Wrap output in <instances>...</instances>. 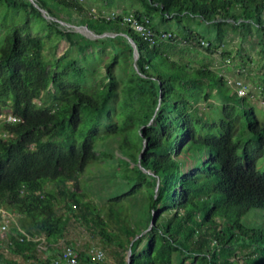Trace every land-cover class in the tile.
Here are the masks:
<instances>
[{
  "label": "trees",
  "instance_id": "obj_1",
  "mask_svg": "<svg viewBox=\"0 0 264 264\" xmlns=\"http://www.w3.org/2000/svg\"><path fill=\"white\" fill-rule=\"evenodd\" d=\"M33 1L56 21L42 17L28 0H0V7L15 16L26 15L0 47V112L20 120L0 121V133L7 135L0 136V210L26 218L43 239L46 256L39 260L25 254L30 252L19 248L21 235L13 227L6 235L11 241L7 252L23 253L24 263L6 259L0 240V264H53L72 220L112 247L118 264H127L123 256L129 248L130 264H156L159 244L169 252L167 264L177 253L202 264H234L236 259H230L239 251L243 264H264L262 237L248 236L242 225L216 221V216L225 217L219 211L231 205L244 212L264 211V172L256 169L264 156V124L247 98L237 97L209 62L229 31L242 40L254 34L264 100V0H131L141 9L108 20L78 0ZM28 10L68 45L50 63L43 55L44 39L26 34ZM60 11L84 16L88 30L108 36L90 39L62 27ZM129 15L148 21L156 35L153 44L123 23ZM188 17L211 25L212 40L183 25ZM173 20L179 33L163 27ZM161 33L170 37L157 38ZM125 35L135 45V64ZM94 47L111 52L96 86L88 82L82 62ZM124 53L131 64L120 77L115 67ZM191 53L201 58L193 59ZM214 99L218 106L210 104ZM62 103L67 115L58 118L55 111ZM201 104L211 111L203 112ZM97 163L114 169L104 183L82 189L79 177ZM86 193L105 208L91 204ZM130 209L138 214L134 223ZM75 252L81 264H105L88 251Z\"/></svg>",
  "mask_w": 264,
  "mask_h": 264
},
{
  "label": "rangeland",
  "instance_id": "obj_2",
  "mask_svg": "<svg viewBox=\"0 0 264 264\" xmlns=\"http://www.w3.org/2000/svg\"><path fill=\"white\" fill-rule=\"evenodd\" d=\"M78 1L86 10L97 16H105L107 14H111L112 12L120 14L122 12L131 11V9H141L138 2H134L131 0ZM27 13H29L28 15L30 17V21L28 23L26 34L33 37L39 36L44 39L43 55L47 59L48 63H50L52 60L60 56L67 49L68 45L64 41H59L53 32L49 33L46 29V23L39 17L33 14L30 10H28ZM58 13L59 14H57V16L61 18V22H63L62 27L70 28L74 26L75 28H72H74L76 33L85 38H89L84 29L80 27L82 26V22L86 20L84 16L81 17L79 15H76L75 13L73 14L65 11H60ZM25 16L26 15L24 13H19L18 16H15L12 10H6L5 7H0V47L3 45L5 37L7 33H9L10 29L25 22ZM151 16L153 18V22L155 24H158V14L154 12L151 14ZM182 24L186 27H189L194 33L200 35L205 40H212L214 36V29L212 28V26L204 23L199 18H184L182 20ZM163 27L169 32L172 31L175 33H179L178 24L174 20L166 22L165 24H163ZM90 39L95 38L91 37ZM257 43V37L254 34L249 36L248 39L242 40L240 36L235 35L229 31L219 51L214 54V56L209 57L210 60H208L209 62H211L212 68L215 71L225 76L228 85L229 81H232L234 78L238 77H241L245 81L246 85L248 86L249 92L246 98L249 104L254 108L257 119L264 124V107H261L258 103V100L262 98L259 95L260 76L262 74V58L259 54V47ZM222 53H229L230 55L228 57H224L222 56ZM191 54L190 57L193 59L201 58L200 56L198 57L195 54H193L192 56ZM110 56L111 52L107 48L99 51L96 49V47H94L89 51L85 59L82 60L88 70L86 76L89 78L88 82L90 83V85H101L102 77L104 75L103 66L108 62ZM205 62H207V60H205ZM130 64L131 59H129L128 53L122 54L119 58L118 65L115 67L116 73L120 77H124L126 75V71H128L129 69ZM36 103H39V101H36ZM210 104H212V106H218L220 102L218 101V99H214L210 102ZM199 107L205 113L211 111L204 104H201V106ZM67 111V105L62 103L55 111L56 116L58 118H63L67 115ZM112 169H114V167L109 166L108 163H97L95 165H92L91 167L86 169V171L79 177L78 186L84 189L85 187L93 188L94 183L100 185L105 182L104 179L106 180V178L108 177L107 173ZM256 169L259 172H264V156L256 161ZM86 197L91 204H97V206L100 205V207H104V205L99 201L98 197H96L94 194L86 193ZM136 201L139 205V208L141 209L143 207L142 197L138 196L136 198ZM130 210V217L132 218V222L134 223L138 219V214L135 209H133L135 211V213L133 212V214L132 209ZM58 212L61 213V210L58 209ZM219 214L225 216H216V221L218 223H221V225H242L247 229L245 234H247L248 236H255L256 238L262 237L264 239V211L252 209L248 212H244L237 206L231 205L227 208L224 207L221 211H219ZM12 219L14 220V222L9 225V228L6 231H3V233L0 234H5L10 237V231L11 229H13V227H15L18 231V235L23 236L29 234L30 236L28 241L21 243V246H19V248L21 247V250L30 252L25 254H29L33 257L38 256L39 260L43 259V255L37 254V248H39L40 242H37L39 236H36V232L32 224L29 221L24 220L26 218L18 219L12 216L8 221L10 222V220ZM4 223L5 219L0 215V227ZM262 238H260L259 240L260 243L262 242ZM30 243L33 244L34 248L30 247ZM69 243L73 245L75 251L77 252L84 250L93 255L94 251L101 250L104 256L103 263L118 264L119 258L113 256L111 251L112 247H106L105 245H103L100 242L99 238L97 236H94L92 232L80 222L72 220L69 223L68 229L64 234L63 239L58 242V246L56 247H58L57 249H59L65 244ZM3 246L4 247H2L1 252L6 259L17 260L20 263H24L25 255H23V253L11 255L7 252V245L3 243ZM159 246L160 247H158L155 252L156 264H167V262L170 261L169 252L165 248L161 247L160 244ZM33 251H36L37 255H33ZM126 255L127 252L124 253L123 256V259L125 261ZM177 256L182 261V264H202L200 260L195 261L188 256L182 259V256L178 253L172 257L171 264H179V259L177 258ZM234 259H236L235 261H237V263L234 261V264H243V257L240 251L239 253H237V257H234L233 259L231 258L230 260Z\"/></svg>",
  "mask_w": 264,
  "mask_h": 264
},
{
  "label": "built area",
  "instance_id": "obj_3",
  "mask_svg": "<svg viewBox=\"0 0 264 264\" xmlns=\"http://www.w3.org/2000/svg\"><path fill=\"white\" fill-rule=\"evenodd\" d=\"M117 15L118 14L112 12L111 14H107L103 17H105V19L108 20V19L117 17ZM122 19H123L122 20L123 23L129 25L130 28H132L135 32L140 34V36H142L145 40H148L149 42L153 44V39L154 37H156V35L147 27V22H148L147 20L143 22H139L136 18H134L131 15L123 16ZM168 37H170V34H167V33H161L159 36H157V38H160V39H165ZM228 86L233 90V92L235 93L237 97L243 98V97L248 96V93H249L248 86L246 85L245 81L241 77L234 78L232 81H229ZM258 103L261 107H264V100L262 98L258 100ZM0 121H5L7 123L20 122L18 118L13 116L10 112H6V111L0 112ZM0 136L6 137L7 135L6 133L5 134L0 133ZM0 215L5 219V223L0 227V230H1L0 233H3V231H6L9 228V225L12 222H14V220L12 219L9 222L8 220L10 219L11 215L6 213L3 210H0ZM28 239H29L28 235H23L18 238V241L19 243H24L25 241H28ZM0 240L4 241V243L7 246L11 245V241L7 239L5 234H0ZM37 242H40V246L39 248H37V254L43 255V258H44L46 256L45 254H43L44 251H46V246L44 244V241L43 239L38 238ZM93 257L95 260L100 261V262L104 260L103 252L101 250L94 251ZM52 263L53 264H81L78 261V257H77L74 247L71 245H67V244H65L64 246L60 248L58 255L52 259Z\"/></svg>",
  "mask_w": 264,
  "mask_h": 264
},
{
  "label": "water",
  "instance_id": "obj_4",
  "mask_svg": "<svg viewBox=\"0 0 264 264\" xmlns=\"http://www.w3.org/2000/svg\"><path fill=\"white\" fill-rule=\"evenodd\" d=\"M28 1L30 2V4H31L35 9H37V10L42 14V16H43L45 19L56 21L55 19H53L52 17H50V16L47 14L46 11L40 9V8L38 7V5H37L33 0H28ZM62 23H63V22L59 21V24H60V25H62ZM81 25H82V26H80V27H82V28L84 29V31L86 32V34H87V36H88L89 38H91V37H93V38H102V37H107V36H108L107 34H103V35H101V36H96V35H94L90 30H88L85 21H83ZM124 37H125V39L128 41V43L131 45V47H132V53H133V64H135V62H136V60H137V58H138V54H137V52H136L135 45H134L132 39H130L128 36L125 35ZM155 191H156V189H155ZM153 223H154V217L151 218V221H150V224H149V227H148L147 230H149V229L152 227ZM139 237H140V236H137L135 239H137V238H139ZM135 239H134V240H135ZM126 263H127V264H130V248H129L128 251H127V255H126Z\"/></svg>",
  "mask_w": 264,
  "mask_h": 264
},
{
  "label": "bare ground",
  "instance_id": "obj_5",
  "mask_svg": "<svg viewBox=\"0 0 264 264\" xmlns=\"http://www.w3.org/2000/svg\"><path fill=\"white\" fill-rule=\"evenodd\" d=\"M72 27H74V26H72ZM74 28H75V27H74ZM77 28H78V27H77ZM77 28H76V29H77Z\"/></svg>",
  "mask_w": 264,
  "mask_h": 264
},
{
  "label": "crops",
  "instance_id": "obj_6",
  "mask_svg": "<svg viewBox=\"0 0 264 264\" xmlns=\"http://www.w3.org/2000/svg\"><path fill=\"white\" fill-rule=\"evenodd\" d=\"M132 10V9H131ZM58 248V247H57Z\"/></svg>",
  "mask_w": 264,
  "mask_h": 264
}]
</instances>
